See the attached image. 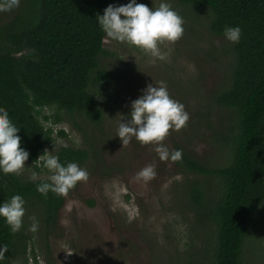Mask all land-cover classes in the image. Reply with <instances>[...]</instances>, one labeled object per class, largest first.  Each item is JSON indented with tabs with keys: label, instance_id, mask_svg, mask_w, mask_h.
<instances>
[{
	"label": "rangeland",
	"instance_id": "1",
	"mask_svg": "<svg viewBox=\"0 0 264 264\" xmlns=\"http://www.w3.org/2000/svg\"><path fill=\"white\" fill-rule=\"evenodd\" d=\"M136 2L154 8L160 0ZM168 2L183 18L184 31L174 43L158 45L160 57L105 35L109 54L99 56V65L110 77L98 89L90 85L102 112L99 123L65 110L58 112V123L44 122L52 125L54 135L59 128L65 132L56 134L45 150L56 154L65 144L85 148L88 157L78 165L87 170L88 177L62 195L55 224L47 229L42 207L25 201L21 229L27 235L26 252L14 264H209L206 260L214 240L209 203L204 207L193 204L187 185L197 181L204 198L212 202L218 194V178L192 172L177 161H161L153 145H141L135 138L121 146L115 136L119 114L126 116L130 101L146 84L159 86L162 80L189 118L180 130L170 129L161 143L170 152L183 149L209 168L224 164L229 157L218 133L226 111L213 100V94L229 83V42L209 31L205 12L179 0ZM124 3L127 0L112 4ZM18 6L0 11V25ZM43 112L52 115L56 110L45 107ZM146 164H153L156 173L147 182L135 175ZM24 165L21 178L30 179L35 171L36 179H47L49 173L41 159L35 166L26 160ZM252 218L256 222L243 244V262L264 264V202ZM33 222L34 231L30 228Z\"/></svg>",
	"mask_w": 264,
	"mask_h": 264
},
{
	"label": "trees",
	"instance_id": "2",
	"mask_svg": "<svg viewBox=\"0 0 264 264\" xmlns=\"http://www.w3.org/2000/svg\"><path fill=\"white\" fill-rule=\"evenodd\" d=\"M114 1L21 0L15 14L0 25V107L19 128L20 146L28 151L26 161L33 166L56 134L65 135L61 128L54 135L52 125L44 124L58 123L60 110L81 114L92 123L102 118L90 87L98 89L109 79V71L99 65V56L109 51L96 15ZM179 1L205 12L212 34L223 35L225 25L241 28L240 41L226 46L231 55L229 83L213 94L214 102L226 111L218 133L229 157L224 164L209 168L178 147L182 154L177 162L219 181L212 202L204 198L197 181L187 185L193 204L204 207L209 203L214 240L206 261L244 264L243 244L256 222L252 216L264 202V0ZM45 107L56 112L44 113ZM55 155L61 164H81L88 151L65 144ZM45 180L0 173V201L18 193L24 201L37 202L47 229L55 224L63 199L52 191L46 195L36 191V184ZM26 239L22 229L12 233L0 218V249H4L0 264H14L23 256Z\"/></svg>",
	"mask_w": 264,
	"mask_h": 264
},
{
	"label": "clouds",
	"instance_id": "3",
	"mask_svg": "<svg viewBox=\"0 0 264 264\" xmlns=\"http://www.w3.org/2000/svg\"><path fill=\"white\" fill-rule=\"evenodd\" d=\"M19 4V0H0V11H8ZM97 24L105 35L117 42H122L144 50L153 57H160L159 44L167 41L174 43L183 34V18L171 7L168 0H160L156 7L127 0V3L108 4L102 14L96 15ZM222 34L229 43H238L241 38L239 25H225ZM149 83L141 89V94L129 103V111L119 114L115 136L120 144L127 145L135 138L141 145H153L161 161L181 159V150L169 149L161 143L169 130L178 131L186 126L188 113L184 105L173 99L164 81ZM101 97L97 96V99ZM19 128L12 123L6 109L0 107V173L19 175L25 168L24 161L28 151L20 146ZM45 155L37 157L42 160V167L48 170L45 181L36 184V191L47 194L48 191L64 195L78 181H85L88 172L75 161L61 164L53 150H44ZM153 164H146L136 172V177L147 182L155 176ZM36 180L37 173L33 171L29 177ZM24 198L16 193L8 199L0 201V218L8 226L10 232L21 229L25 212ZM36 229V223L30 226ZM4 249H0V259ZM69 251L66 254H71Z\"/></svg>",
	"mask_w": 264,
	"mask_h": 264
}]
</instances>
